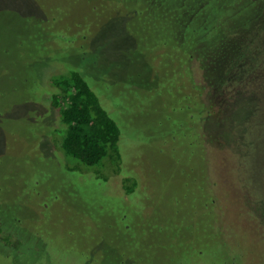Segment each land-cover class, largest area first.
Wrapping results in <instances>:
<instances>
[{
	"label": "rangeland",
	"instance_id": "obj_1",
	"mask_svg": "<svg viewBox=\"0 0 264 264\" xmlns=\"http://www.w3.org/2000/svg\"><path fill=\"white\" fill-rule=\"evenodd\" d=\"M89 1L0 0V214L4 215L0 218L15 232L9 248L4 247L0 236V264H84L86 259L77 250L92 247L96 239H102L106 246L120 244L123 251L132 253L137 264H264V31L261 34L260 27H255V22L262 19L264 29L261 6L249 4L234 10L226 26L218 28L222 34L238 35L247 50L231 74L235 91L240 90L235 101L231 100L235 107L239 104L235 115L229 101L218 94L216 112L208 121L206 111V120L204 117L202 121L197 106L192 109L196 113L185 110L167 88L158 89L145 106L132 103L126 95L118 97L121 114L116 115L121 124H131L128 142L124 143L128 163L139 175L145 173L142 184L149 187L144 198L134 200L133 205L144 218L143 225L136 227V245L130 251L124 236L115 227H108L110 216L103 215L98 223L88 217L87 212H107L99 209L101 202H86V198L94 200V194L98 198L103 192L88 190H93L89 178H94L98 167L81 165L85 170L76 179L78 172L68 166L78 161L66 158L57 148L51 151L40 144L42 131L29 123L38 114L53 113L42 101L41 85L50 96L55 91L50 78L68 70L66 62L58 59L46 65V51L35 43L41 38L40 25L53 21L48 23L57 29L51 35L62 28L79 32L78 10L90 5ZM136 1H131L128 8L125 2L107 1L105 11L91 26L93 32L88 29L93 46L106 41L101 49L104 54L101 52L99 61L89 54L86 61L98 63L100 74L127 77L141 72L144 79L134 76L130 80L131 88L137 89L151 80L148 76L153 69L163 73L171 48L164 43L167 37L155 40L151 50L142 48L145 39L134 31L133 20L128 18L137 12ZM232 3L235 7V0ZM247 3L236 4L243 8ZM211 39L212 32L207 35L208 45ZM207 43L199 46L196 60L206 53ZM57 57L71 59L63 54ZM72 59L77 57L73 55ZM109 81L94 83L102 88L104 97L118 90ZM198 86L203 100L206 89L203 84ZM219 91L232 92L229 88ZM165 117L174 124L164 127ZM55 124L60 127L58 116ZM202 124L205 128L201 130ZM137 130L147 132L149 137L145 133L139 136ZM258 136L260 146L246 159L248 140ZM24 151L33 158H27ZM42 152L46 153L43 158L39 157ZM128 174L112 173L108 181H98L99 187L105 185L108 192L116 194ZM78 183L82 187L74 186ZM211 196L217 197L215 209ZM13 220L19 221L17 229L11 225ZM33 229L40 230L42 237L34 236L30 232ZM48 246L47 253L44 248ZM66 250L68 253H64ZM107 259L108 264L115 261L106 257L104 261Z\"/></svg>",
	"mask_w": 264,
	"mask_h": 264
},
{
	"label": "trees",
	"instance_id": "obj_2",
	"mask_svg": "<svg viewBox=\"0 0 264 264\" xmlns=\"http://www.w3.org/2000/svg\"><path fill=\"white\" fill-rule=\"evenodd\" d=\"M107 1L109 0H90V5H82L79 8V20L76 21V24L79 25V32L71 33L66 28H62L59 29L57 35H51L57 29L50 24L54 22L49 20L50 23L44 21L46 25L41 23V38L35 43L46 51V65L51 63L52 60L58 59L66 62L68 70L66 73L56 74L50 78V82L55 89L50 96L45 95L43 83L41 85L42 101L50 105L53 113L38 114L33 120L30 119L29 123L32 128L42 131L40 144H44L51 151L57 148L64 153L66 158L78 161V164L73 162V166H68L71 171L78 172L76 179L85 170L81 165L87 168L98 167L94 170V178L92 180L89 178L93 190L89 187L88 190L95 191L99 189L103 192L101 195L99 194L98 198L94 194V200L86 198V202L96 203V205L101 202L102 205L99 209L103 211L107 209V212H87L88 217L93 218V220L97 219L98 223L103 215L110 216L112 221L108 223V227H115L118 234L124 236L127 244L125 246L130 250L136 245V227H139V224L143 225L141 220L144 218L138 206L133 205L134 200L138 196L140 199L144 198L149 187L142 184L145 173L141 176L132 167L130 168L129 163L131 162L125 151L124 143L125 141L128 142L129 133H131L128 128H131V124H121L122 120L116 115L121 114V108L116 103L118 97L123 99L126 95L132 100V103L138 105L141 102L145 106L144 104L152 98L158 89L164 91L167 88L169 93L182 102L181 105L185 110L189 109L190 112L196 113L192 109L197 106L202 121L206 120L205 113L207 112L206 121H208L210 115L216 112L214 104L218 94V96H223L225 100L229 101L228 105L233 108L231 113L235 115L240 110L235 111L239 104L235 107V102L231 103V100L235 101V95L240 90L235 91V84L230 81L231 74L238 66V59L247 55V50L242 47V40L238 35L222 34L218 31V28L226 26L227 17L234 10L247 8L249 4L261 6V13L264 15V0H235V7L232 0L136 1L138 3L136 6L137 12H134L135 14L131 13L133 18H128L133 20L132 27L134 31H139L140 38L145 39V47L142 48L151 50L155 40L159 42L163 37H167V42L164 43L171 48L169 59L165 62L167 66L163 73L153 69L148 76L151 80L144 81V87L137 88L140 90L131 88L130 80L134 76H140L144 79L146 76L142 75L141 72L127 77H120L119 73L108 74L106 72L100 74L97 70L98 63L88 64V61H86L89 54L94 56V60L99 61L101 49L105 46V40H100L97 46H93L88 29L90 28L91 33L93 32L91 26L98 20L99 14L101 15L105 11ZM119 1L125 2L124 5L127 8L130 4H133L131 2L133 0ZM239 1L244 4L248 3L242 8L236 4ZM56 7L64 9L63 5H56ZM127 8L124 12H127ZM257 26L260 27L258 29L262 34L264 31L262 19L255 22V27L257 28ZM153 31L157 32L149 36L148 34ZM211 32L212 39L208 45L207 35ZM204 42L208 45L207 51L196 60L199 46ZM59 54H63L64 57H71V59L57 57ZM103 54L102 52V56ZM73 55L77 59H72ZM79 58H83L84 61L79 63ZM84 62L86 64H82ZM106 74L108 76L105 77ZM153 74L155 75L152 77ZM197 75L198 79H195ZM101 79L107 82L111 80L109 81L110 85L118 86V90L115 93L110 92V96L104 97L102 88L94 85ZM151 81L154 83L151 84ZM199 84H203V88L206 89L203 100H200L198 95V93L201 94ZM222 88H229L232 92L223 93L219 91ZM35 92L30 94L33 95ZM225 94L228 95V99L225 98ZM131 97L135 98L132 99ZM114 109L115 111H113ZM139 115L140 112L137 113L135 118ZM57 116L59 117L60 127L55 124ZM162 121L164 127H170L174 124L171 119L169 120L166 117ZM219 122H222V120L220 119ZM203 128H205V125L202 124L201 130ZM137 132L141 137V134L144 133L146 138L149 137H147V132L141 131L140 133L138 130ZM205 135L204 132L203 136ZM260 139L258 136V139L248 140L250 149L246 159L254 155L260 146ZM202 149L205 152L204 146H202ZM23 154L27 158H33L26 151ZM45 154V152H42L39 157L43 158L46 156ZM67 170L69 171V169ZM107 170L109 171L108 174H106ZM125 171L129 174L121 181L120 192L113 194L107 191L108 187H105V185L99 187L98 181L100 183L108 181L112 173L120 174L125 173ZM202 176L204 178L203 173ZM35 181L37 182V178ZM74 186L77 188L82 187V183ZM91 194L93 195V193ZM216 198L211 196L214 209ZM3 216L1 215L2 218H4ZM2 218H0V236L1 240L4 241V247L9 248V244L12 242L11 237L15 232L10 230L11 227H5ZM11 225L16 226V229L20 226L19 221L15 220ZM30 232L34 236L42 237L40 230L34 231L33 229ZM95 242L90 248L77 250L79 253H83L82 257L88 261H85L84 264H108V259L104 261L105 257L115 258L112 264H137L132 253H127L124 249L125 254L120 244L112 242L109 246H106L102 239H96ZM44 250L48 253L49 246ZM64 253H68V251L66 250ZM64 256L68 255L65 254Z\"/></svg>",
	"mask_w": 264,
	"mask_h": 264
}]
</instances>
